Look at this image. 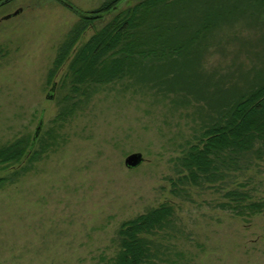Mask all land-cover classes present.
<instances>
[{
  "label": "rangeland",
  "instance_id": "1",
  "mask_svg": "<svg viewBox=\"0 0 264 264\" xmlns=\"http://www.w3.org/2000/svg\"><path fill=\"white\" fill-rule=\"evenodd\" d=\"M107 1L64 0L84 13ZM141 1L127 0L117 13ZM117 13L88 26L75 47ZM80 20L58 0L0 7V147L21 139L31 144L40 128L35 160L29 154L0 171L10 180L0 186V264H111L122 224L164 203L174 216L156 237L159 264H264V214L246 220L222 206L233 188L264 201V156L225 183L193 184L179 160L200 132L196 105L128 78L92 86L89 96L74 94L63 84L68 63L49 80ZM216 42L204 71L224 87L238 82L242 70L262 68L258 27L236 24ZM134 153L144 162L128 169L125 160Z\"/></svg>",
  "mask_w": 264,
  "mask_h": 264
},
{
  "label": "trees",
  "instance_id": "2",
  "mask_svg": "<svg viewBox=\"0 0 264 264\" xmlns=\"http://www.w3.org/2000/svg\"><path fill=\"white\" fill-rule=\"evenodd\" d=\"M126 1L109 0L90 13L63 3L81 20L61 45L49 80L68 63L63 84L74 94L83 91L89 96L92 86L128 78L142 88L180 96L184 106L196 105L202 115L200 132L179 160L187 174L183 178L193 184L225 183L245 163L261 159L264 63L261 69L242 70L238 82L228 87L205 73L204 65L207 52L226 28L246 24L264 33V0H143L117 13ZM115 13L86 43L75 47L88 26ZM34 145L33 140L29 144L21 139L0 147V171L29 154L30 161L35 160ZM9 181L0 178V186ZM225 198L223 209L236 217L247 220L264 214V201L254 200L245 189H229ZM173 216V206L164 203L124 222L111 264H159L156 237L172 225Z\"/></svg>",
  "mask_w": 264,
  "mask_h": 264
},
{
  "label": "water",
  "instance_id": "3",
  "mask_svg": "<svg viewBox=\"0 0 264 264\" xmlns=\"http://www.w3.org/2000/svg\"><path fill=\"white\" fill-rule=\"evenodd\" d=\"M6 2V1H5ZM62 3L65 4L64 0H62ZM68 6H71L70 4H68ZM72 7V6H71ZM39 130L40 128L37 130V133L35 135L34 138V142L37 139L38 135H39ZM144 162V157L141 153H134L131 154L130 156H128L125 160V165L128 169H136L138 168L140 165H142Z\"/></svg>",
  "mask_w": 264,
  "mask_h": 264
},
{
  "label": "flooded vegetation",
  "instance_id": "4",
  "mask_svg": "<svg viewBox=\"0 0 264 264\" xmlns=\"http://www.w3.org/2000/svg\"><path fill=\"white\" fill-rule=\"evenodd\" d=\"M6 1V2H5ZM9 1H11V0H4V2L3 3H7V2H9ZM58 1H60V2H62V0H58ZM1 2V1H0ZM1 5H2V3H0ZM1 7V6H0Z\"/></svg>",
  "mask_w": 264,
  "mask_h": 264
}]
</instances>
